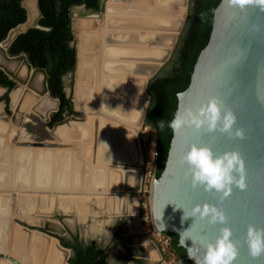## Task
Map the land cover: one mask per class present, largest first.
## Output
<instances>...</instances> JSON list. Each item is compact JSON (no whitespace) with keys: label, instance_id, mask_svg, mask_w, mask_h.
<instances>
[{"label":"water","instance_id":"obj_1","mask_svg":"<svg viewBox=\"0 0 264 264\" xmlns=\"http://www.w3.org/2000/svg\"><path fill=\"white\" fill-rule=\"evenodd\" d=\"M108 1H101L100 12L96 16L100 20H103L107 11ZM23 8L27 11L28 20L11 30L7 39L0 44L4 52H8L21 35L27 34L33 28L48 31L39 26L42 16L40 0H25ZM182 26L183 23L179 31L182 30ZM167 59L166 57L163 61ZM77 60L79 62V55ZM158 68L152 72L151 77ZM148 83L149 80L145 82V91ZM20 92H23V99L16 104L14 97ZM206 94L218 96L224 106L234 112L237 117L234 131L242 129L244 136L242 139H229L226 134L222 135L219 132L208 133L206 130L194 132L191 129L173 133L166 168L161 178L159 180L154 178L152 183L151 208L154 228L158 233L179 236V232L191 227L194 218L181 223L184 212L175 204L186 209L204 203L219 206L214 194L206 193L203 189H191L190 181L184 177L186 169L181 166L180 161L193 143L210 146L216 152L238 151L245 162L246 188L242 191L234 188L233 194L222 206L229 216L227 226L233 230V239L239 242L236 264H264V255L253 259L245 243L249 225L264 227V12L258 7L249 6L241 12L230 7L227 0H222L216 9L210 41L197 60L189 88L178 95V107L206 103L209 98ZM27 97L33 102L32 105L24 103ZM146 97L150 100L147 93ZM9 108L13 115H5L6 122L16 129H21L29 112L39 116L45 124H50L52 115L60 109V101L52 98L50 93L41 96L22 85H17L10 94ZM21 147L53 150L64 146L53 142H32L22 143ZM14 217L13 211L8 223V236L14 229ZM162 224L165 225L164 229L161 227ZM18 230L33 233L25 227L19 226ZM34 233L56 241L59 248L67 254L66 262L69 261L71 250L64 248L58 238L49 237L39 230ZM145 239L158 253L159 262L155 264H166L162 262L156 244L149 238ZM182 248L187 253V249ZM5 251L6 253L0 252V264L1 261L20 264L11 257L10 244H7ZM187 259L194 263L188 256ZM128 264L143 263L136 261Z\"/></svg>","mask_w":264,"mask_h":264},{"label":"crops","instance_id":"obj_2","mask_svg":"<svg viewBox=\"0 0 264 264\" xmlns=\"http://www.w3.org/2000/svg\"><path fill=\"white\" fill-rule=\"evenodd\" d=\"M130 1L131 0L109 1L107 3V8H112L115 11L113 13H107L103 21H88L90 23L96 22L97 24V26L91 28V30H89L88 28L84 32L83 27L81 30L79 24V53L81 52V41L83 37L86 42L84 51L86 52L85 54L87 56L92 55L97 49L96 45L93 44L94 41H97V39H95V34L96 31L98 32L102 30V26L108 20L106 16H113L114 20H116V18H122V20L125 19V21L128 22L124 25H120L121 29L118 27L117 29H114L113 32H115V30H117V32L118 30H123L126 32H130L133 37L135 36L131 40L127 41V44H129L133 48V51L137 55L136 62H138H134V64H141V66H144L145 72L143 74L146 76V78L149 77L150 79V75L157 68V66L160 65V62L165 59V56L167 55L166 52H168V48H166L168 46V40H166L168 35V27L166 25V16L163 14L164 10L165 13L167 11V9H163L167 6L165 4L167 0H155L156 2L153 0H138L139 3L137 0H135L134 3H130ZM143 2L149 4L143 5ZM137 4H139L140 6ZM141 14L150 16H146L144 18V24L140 22V19H142L140 18L142 16ZM128 18L131 19L126 20ZM157 18L160 20H158ZM117 20L121 22V20ZM83 32L84 34L83 36H81ZM108 38H113V36H110ZM108 41L110 43L114 42H111V40H107L106 42L108 43ZM154 44L156 47L154 46ZM164 47L166 49H164ZM157 48H159V50ZM162 49L165 52L161 51ZM79 53H77V55H79V62L77 60L78 67L76 69V91H78L77 93L75 91V101L77 104L76 107H80L76 109L80 112H88V114L94 117L93 118L89 116V119L92 124H95L94 130H92V132L95 134L93 145H90V147L87 146L86 143L81 142H78L76 145V142L78 140L76 142L71 140L69 141V143L64 139L61 140L59 138V141L53 142L58 145H61L62 143V146H66L65 148L69 150H76H74L75 154H71H73V156L76 157V160L79 161L81 169L80 174L82 176L81 179L79 178V181H77L79 182V184H77V182L72 184L73 188L71 187V185L69 187L63 186L64 190L56 188V190L50 191L47 195L48 203L50 206H52V212L54 211V214L61 213L63 215H66L70 219L64 221V227H57V237L72 238L73 235L77 236L86 245L92 244L97 246L98 248L106 252L107 264H128L136 261L141 262L143 264H155L159 262L158 253L155 248L151 245V243L142 236L141 206L140 199L138 197V191L143 183L145 173L148 170L152 169V166L154 165L155 161L154 142L151 140V143L149 141H147L149 142V144L146 143L144 136L141 134V130L139 131V129H142L143 126H145V117L149 105L148 104L146 106L145 100L148 98L145 97V100L141 99L142 101H144L142 103L139 100L137 101L135 98H133V100H130V97L129 99L128 97H116L120 96L118 95V92L108 87L107 90L109 93H107V95L111 96L106 95L107 97H100V102L104 100L107 105L111 103H116L128 107L132 106L133 110L129 113H121V111L118 112V110L115 111L114 109L110 108V110L108 108L103 109L102 111L104 112L98 110V105H96L97 99L94 98L96 97L94 95H96L95 93L97 92L98 86V80L95 81L94 73V67L96 65L95 63H93V68H89L86 70V80L90 83V85L87 83L88 86L85 85L84 87L82 86V84H79V75L81 72ZM142 55H144L145 58L141 57ZM154 60L156 62H154ZM149 79H145V82ZM145 82L144 92L146 95L147 89L145 91ZM77 84L80 86H78ZM81 89L88 91L89 97L93 96V101H95L94 105L97 107L85 104L86 100H82V98L84 97L83 95L85 94H79V91ZM114 94L117 95L114 96ZM140 107L143 108L141 109ZM91 108H96L95 111L93 110L95 114L93 113ZM76 109L75 111L78 112ZM85 109H88V111H85ZM98 111H101L103 114L106 112V116L109 115V117H106L105 114L104 116H102L103 114ZM100 116H102L103 119L106 118V120L107 118H111L110 120H112L114 124L110 122L108 123L106 121H101V123L99 121L95 122V120L101 118ZM79 130L80 128H77V126H73L71 130L69 129V131L72 132L71 134H76ZM58 135L61 136L59 133ZM48 142L52 143V141ZM72 142L74 144H72ZM82 144L85 145V147ZM54 152H56V150H54L53 153ZM83 153L84 155H82ZM87 170L89 172V176L86 173ZM93 170L100 171L102 175V182L101 185L97 186L98 188L96 187V185H92L93 183H90V181L92 182V180L90 179L92 178L91 176L93 175ZM80 180L83 183H80ZM85 184H87V187L85 186ZM59 203L61 204L60 206ZM45 242L54 246V243H52L51 241V243L48 241ZM45 242H41V245L43 246ZM53 255L54 253L51 256Z\"/></svg>","mask_w":264,"mask_h":264},{"label":"trees","instance_id":"obj_3","mask_svg":"<svg viewBox=\"0 0 264 264\" xmlns=\"http://www.w3.org/2000/svg\"><path fill=\"white\" fill-rule=\"evenodd\" d=\"M25 0H0V44L11 30L28 20L23 8ZM102 0H40L41 19L39 26L48 30L31 29L21 35L11 46V58L25 57L31 69L46 76L47 90L60 101V109L52 116L49 127L63 124L69 118L80 116L74 109L72 95L65 92L64 79L72 78L77 69L76 38L73 31V11L84 8L88 13L99 14ZM222 0H190L187 19L168 63L147 86L150 96L145 126L154 135V170L159 180L166 168L173 139L168 127L178 109V94L185 92L191 83L195 65L201 52L207 47L216 9ZM16 86L15 80L0 69V89L8 92ZM8 103V94L3 98ZM164 121L163 130L159 122ZM47 233L46 231H43ZM172 247L183 264H194L187 259L186 250L179 244L177 234H169ZM61 245L71 250L69 264H107L106 252L95 245H86L77 236L56 237Z\"/></svg>","mask_w":264,"mask_h":264},{"label":"bare ground","instance_id":"obj_4","mask_svg":"<svg viewBox=\"0 0 264 264\" xmlns=\"http://www.w3.org/2000/svg\"><path fill=\"white\" fill-rule=\"evenodd\" d=\"M109 1H111V0H109ZM134 2H135V0L130 1V3H134ZM140 2H142V1H140ZM117 3H120V2H117ZM138 3H139V1H138ZM166 3L168 5L166 7H164L163 9H167V11L165 13L164 12L165 10H164L163 14L166 16V20H167V23L166 22L165 23L168 27V31H167L168 35H167V39H166V40H168V43L167 42L166 43L169 46L174 41L175 36L177 35V33L179 31L180 25H181L183 17H184V11H185L184 6L187 5V0H167ZM142 4L144 5V4H149V3L143 2ZM30 5L32 6V3ZM137 5H139V4H137ZM160 5H162V4H160ZM106 7H107V5H106ZM106 10L107 11H106L105 15L107 13H113L115 11L112 8H107ZM152 11H154V10H152ZM133 14H135V13H133ZM105 15H104V18H105ZM141 15L142 16L140 18H142V19H140V22L143 23L145 21L144 18L146 16H145V14H141ZM148 16L149 15H147V17ZM151 16H153V15H151ZM104 18H103V20H104ZM107 18H108V20L102 26V30H100L98 32L96 31L95 39H98L99 33L101 34V37L99 38L98 43L96 41H94V43H93L96 45V47L98 49V50L96 49L97 51L96 50L94 51L95 54L93 53L90 56H87L85 54L86 52L84 51V47H85L86 42H85L84 37L82 38V41L80 38L82 54L79 53L80 54V68H81L80 70H81V72H80V75L78 74L80 77L79 78L80 82L79 81L78 82H79V84H82V86H84V87H85V85L86 86H88V84L90 85V83L86 80V78H87L86 70L89 68H93V63H95V65H96L94 67V69H95L94 70L95 81L98 80V82H97L98 86H97V92L95 93L96 95H94L96 97H94V98L97 99L96 105H98V107L94 105V102H95V101H93L94 98H93V96L89 97L88 91L81 89L79 91V94H82V95L85 94V95H83L84 97L82 98V100H84V99L86 100V102H85L86 105L95 106L98 108V110L102 111L105 108H108V109L110 108V109H114L115 111L118 110V112L121 111V113L122 112L129 113L133 110L132 106L128 107V106H124V105H120V104H116V103H111V104L107 105L104 100L102 102H100V97L111 96V95H107V93H109L107 90L108 87L115 90L116 92H118V95H120V96H116L117 94L116 95L114 94V96H116V97H123V98L128 97V99L130 97V100L131 99L133 100V98H135L137 101L139 100L142 103L144 101H142L141 99L145 100V97H146L145 92H144V82H145V79H147V78L143 74L145 72L144 66H141V64L140 65L134 64V62H136L137 55L133 51V48L129 44H127V41L131 40L135 36L133 37V35L130 32H126L123 30H118V32H121L119 37L116 36L114 33H108L110 29H117L118 27L121 29L120 25H124L128 21H125V19L122 20V18L121 19L116 18V20H114L113 16L112 17L108 16ZM131 18H128L126 20H130ZM117 19L121 20V22H119ZM158 20H160V19H158ZM166 20H164V21H166ZM95 26H97L96 22L95 23H88V22H82L81 23V29L83 27L84 32L86 31V29L89 28V30H91V28H93ZM99 26H100V24H99ZM141 30H143V29H141ZM84 32L81 34V36H83ZM149 34H150V32H149ZM137 35H140V34H137ZM165 35H166V33H165ZM110 36L111 37L113 36V38H108ZM102 37H103V40H102ZM105 37H106V40L104 39ZM110 39H111V42L112 41H114V42L110 43L108 41V43H107L106 41L110 40ZM106 44H115V46L112 49L111 45H106ZM150 46H152V45H150ZM154 46H155V44H154ZM160 46H162V45H160ZM136 48H138V47H136ZM157 49L159 50V48H157ZM164 49H166V48L164 47ZM168 49H169V47H168ZM161 51H163V49ZM163 52H165V51H163ZM166 54H167V52H166ZM141 57L145 58L144 55H142ZM148 58H150V57H148ZM151 60H152V58H151ZM0 65H2L3 67H5L11 71H14L18 67L17 62L13 63V62L7 61L5 59V57H3V54L1 52H0ZM25 73L27 74V72H25ZM23 75H24V73H23ZM33 86L35 88H38V89L42 87V84H41L39 77H37L34 80ZM78 86H80V85H78ZM77 91H76V93H77ZM22 97H23V92H20L19 95L17 94L14 97V99L16 100V104H18V102H20L21 99H23ZM141 102H138V103H141ZM24 103L27 105L33 104V102H31L28 97ZM86 110L88 111V109H85V111ZM93 110L95 111L96 108L92 109V111ZM28 111H31V110H28ZM94 111H93V113H94ZM101 111H98V112H101ZM102 112H104V111H102ZM96 113H97V111H96ZM1 114H2V109L0 107V159H2V160H0V162H1L0 163V192H3V193L7 192V188H9V187H10L9 188L10 190H11V188L12 189L14 188L16 191H18V193H19V191L24 192V191H28L29 189L33 190V187L38 188V186L43 191L44 190H47V191L51 190L53 187L57 188V189L64 190L63 186L69 187L70 185L73 188L72 184L79 181V178L81 179V177H82L80 174L81 169H80L79 161H77L76 157H74L73 154H71V153L75 154V152H74L75 149L69 150V149L65 148L66 147L65 146V147L56 148L53 150H47L46 149L47 151H42V150H37L35 147H32L30 149H26L24 147H21V144L16 142V140L19 137L18 129H16L14 126H11V124H8L5 121V119L1 118ZM104 114L102 116H104ZM98 116H99V114H98ZM105 116H106V114H105ZM108 116L109 115H107L106 117H108ZM110 116H111V114H110ZM107 120H108V118H107ZM132 125H133V123H132ZM73 126L76 127L75 125H73ZM84 126H85V124H84ZM81 127H80V125L77 127V128H80V130H79L80 133L78 131L75 135L71 134L72 132H70L68 130V128L65 130V128L63 127L62 129L58 130V133L61 135V136H59V138L61 140L64 139L65 141L67 140V142H69L71 140L76 142L78 140L76 142V145L78 142L87 143L85 140V138H87V137H85V136L88 134H91V132H92V130H94L95 126L93 127V124L91 122L88 127H87V125L85 127H82V128ZM81 131H83V132H81ZM16 133H18V134L16 135ZM81 134L83 136H81ZM82 137H85V138H82ZM14 138H15V140H14ZM13 140H14V142H13ZM72 144H74V143L72 142ZM16 145H17V148L14 147ZM61 145H62V143H61ZM83 146L85 147V145H83ZM18 147H21V148H18ZM75 147H77V146H75ZM72 148H73V146H72ZM54 150H56V152L53 153ZM57 152H59V153H57ZM67 152H69V153H67ZM82 155H84V153ZM86 173L89 176L88 170ZM91 177L92 178L90 180H92V182L90 180L89 181H90V183H93L92 185H96V187L98 185H101L102 175H101L100 171H94L93 175ZM11 182H12V184H11ZM80 183H83V182L80 180ZM9 184H11V185H9ZM77 184H79V182H77ZM87 184H85L86 187H87ZM36 190H38V189H36ZM91 191H94V190H91ZM27 197L28 196L22 197V195L17 196V194H16L15 198L12 200L13 201V203H12L5 194H0V219H2L1 217H7L8 215L10 216L13 211L16 212V215H18V217L22 219L23 213L21 211H19V209L21 210V209L25 208V210H26L27 207H29V211L27 212L26 219H27V221H29L31 223L37 222L38 219H35L37 217V216L35 217L36 214L38 216L39 215L44 216V215H49L50 213H53L52 208L49 205V203L46 207V204L41 202V201H43L42 199L37 200L38 202L37 201L35 202V201H33V200H35L34 197H31L33 200H29L31 198H27ZM28 200H29V203L27 204ZM17 203H18V205H17ZM10 204H12V205L15 204L16 208L14 209L11 205L12 210L9 211ZM60 205L61 204L59 203V206ZM41 206H43L44 208L42 209ZM36 207H38L40 209L38 211H36L35 210ZM55 207H56V205H55ZM0 222H1V224H4L3 221H0ZM7 229H8V227L6 228L5 226L4 227L0 226V244L2 245V250H0V251H5L7 244H10V248H14V251L16 250L20 254H22L23 253L22 249H25V247H27V248H29L28 252L26 254L22 255L23 256L22 260L25 261L27 264H50V256L55 251L54 246L50 245L49 243H45L42 246L41 242L39 240H36V241L31 240L32 237H29V236L22 234L23 237L25 238V241L27 242V244H26V242H22V239L20 237H18V236L12 237V235L14 234V232L17 231V229H13V232H11V234H9V236L7 235ZM10 235L12 238L10 237ZM36 237H38V236L36 235ZM30 240L32 242L31 245L29 243ZM50 241H54V240L51 239ZM54 242H55V244H57L56 241H54ZM57 248L61 252L64 253V255H65L64 263L67 264L68 262H66V260H67L66 252L61 250L59 248L58 244H57ZM11 255H13V254H11ZM2 262L3 261H1V264H2Z\"/></svg>","mask_w":264,"mask_h":264},{"label":"clouds","instance_id":"obj_5","mask_svg":"<svg viewBox=\"0 0 264 264\" xmlns=\"http://www.w3.org/2000/svg\"><path fill=\"white\" fill-rule=\"evenodd\" d=\"M227 2L241 12L249 6L264 12V0ZM236 122L234 112L226 108L219 97L212 96L199 106L178 107L168 127L174 134L185 129L194 132L206 130L208 133L226 134L229 139H242L243 130L234 131ZM159 127L164 129V121L159 122ZM180 164L186 169L184 177L192 188L214 194L219 204H197L190 209L178 207L184 212L181 223L194 218L188 230L179 232L180 246L187 249V256L194 264H236L239 242L233 239V230L227 226L229 216L222 205L233 194L234 188L241 191L246 188L245 162L241 154L238 151L216 152L210 146L193 143L185 151ZM161 227L164 229L165 225ZM245 243L253 259L264 255V227L249 225Z\"/></svg>","mask_w":264,"mask_h":264},{"label":"rangeland","instance_id":"obj_6","mask_svg":"<svg viewBox=\"0 0 264 264\" xmlns=\"http://www.w3.org/2000/svg\"><path fill=\"white\" fill-rule=\"evenodd\" d=\"M153 1H155V0H153ZM189 1L190 0H187V5L184 6L185 11H184V17H183V20H182V23H183L182 29H183L184 24H185L186 19H187ZM165 4L168 5L167 3H165ZM73 15H74L73 16V31H74L75 38H76L75 45H76V48H77V52L79 53V48H80L79 47L80 46V43H79L80 30L78 29L79 24H80V27H81V23L82 22H86V20H87V22L88 21H98V22H100V19H98L99 17L98 18L96 17L97 16L96 14L93 15L91 13H88L82 7L81 8H75L74 11H73ZM145 16H147V15H145ZM106 18H107V16H106ZM83 20H85V21H83ZM88 23H90V22H88ZM113 30L114 29H110L108 33H114L116 36L119 37L121 32H117L116 30H115V32H113ZM150 31H152V30H150ZM152 32H154V31H152ZM181 32H182V30L177 33L178 38L176 40H174L168 46L169 49H168V52L167 53H169V54H167L165 56V58L167 57L168 59L166 61H161L160 62V65L158 66L159 68L157 69L155 75H153L150 79H149V77H147V79H149V81L153 77H156L160 73V71L162 70V68L170 60V58L172 56V53H173V50H174V48H175V46H176V44L178 42V39L180 37ZM106 45H111V48L112 49L115 46V44H106ZM168 47H166V48H168ZM0 52L3 54V57H5V59L7 61L13 62V63L14 62L15 63L16 62L18 63V67L14 71L9 70V69L3 67L2 65H0V69H2L7 74H9L13 79H15V80H17L19 82H23L24 88H28V89L34 91L35 93H37V94H39L41 96L47 93V88H46V84H45V81H44V77H43L42 72L31 69L30 66L28 65L25 57L11 58L8 55V52H4L1 48H0ZM80 53L82 54V51ZM154 62H156V61L154 60ZM77 67H78V65H77ZM25 72H27V74ZM23 73H24V75H23ZM37 77H39V79L41 81V84H42V87L39 88V89L38 88H35L33 86V82H34V80ZM64 83H65V87H66L67 92L72 95L74 108L76 109L77 108L76 107L77 104H76V101H75V91H76V83H77V70L75 72L74 77L73 78L71 76L66 77L64 79ZM20 85H22V84H20ZM4 93H5V90L4 89H0V107L2 109L1 118H3V119H5L4 118L5 115L11 116V114H13L12 111L8 108V106L4 102H2V99L1 98L3 97L2 95H4ZM146 93H147V91H146ZM149 102H150L149 99H146V102H145L146 103V106L149 104ZM78 113L80 114V116L75 117V118H69L66 121H64L63 124H60V125H57V126L51 128V127H47L48 125L45 124L44 121L41 120V118L39 116L35 115L34 113L29 112V114L26 115V117H25V122H24L23 127L21 129L18 128L19 137L16 140V142L22 144V143H32V142H48V141L55 142V141H59V135H58V132H57L58 129L64 127L65 130L67 128L69 130V129H71L73 127V125H75L77 127L79 126V125H76V124H80L82 127H85L86 125L88 127L90 125L91 121L89 119V116L90 117H92V116L90 114H87L88 112H83V111L80 112V111H78ZM102 118L103 117L101 116L100 120L97 119V120H95V122H98L99 121L101 123V121H106L108 123L110 122V123L114 124L112 120L110 121V119L106 120V119H102ZM84 124H85V126H84ZM94 126H95V124H93V127ZM42 128H45V130L42 131ZM145 128H146V126H143V128L142 129H139V131L141 130V132H142L141 134L144 136V139H145L146 143L149 144V142L151 143V140L154 141V135L151 133L150 129L148 131H145ZM92 135L93 136H91V134L86 135L85 137H87L88 139L85 138V137H82V138H85V140L87 142L86 145L89 146V147H90V145H93V142H94V133L93 132H92ZM81 136H83V135L81 134ZM147 141H149V142H147ZM14 147L17 148V145L14 146ZM18 148H21V147H18ZM42 151H47V150H42ZM67 153H69V152H67ZM87 158H88V156H87ZM11 184H12V182H11ZM11 184H9V185H11ZM9 188H7V192H5V195L8 197V199L12 203H13L12 200L14 199V197L17 194V196H21L22 195V197L28 196L27 198L34 197L35 202L37 200L42 199L43 201H41V202L42 203H45L46 204V207L48 205V201H47L48 200V196H47L48 193L50 191H53L54 189L56 190V188L53 187L52 188L53 190L51 189V190H48V191L47 190H44L43 191L38 186V188L37 187H35V188L33 187V190L32 189L31 190L29 189L28 191H24V192L19 191V193H18V191H16L14 188L13 189L11 188V190ZM36 189H38V190H36ZM140 198L141 197H139V199ZM11 205L12 204H10L9 211L12 210ZM17 205H18V203H17ZM12 207H14V209H15L16 208V205L13 204ZM41 208L43 209L44 207L41 206ZM51 208H52V206H51ZM39 209L40 208L36 207L35 210L38 211ZM35 217H36L35 219H38L37 222L31 223V222H29V221H27L25 219L23 220V219L19 218L18 215H16V212H15V217H14L15 219L13 221L14 229H17L18 230V228L20 226V227L28 228L29 230L33 231V233H34V231H37V230H39V231H46L47 232L46 233L47 236L52 237V238L53 237L56 238L57 237V227H59V228H60V226H61V228L64 227V221L70 220L69 217H67L66 215H63L61 213L60 214H56V213L54 214V211H53V213H50L49 215H44V216H42V215H39L38 216L36 214ZM1 218L2 219H0V221L5 222V219H9L10 220L11 215L10 216L8 215L7 217H1ZM0 226L1 227H4V224H1V222H0ZM7 227H8V223H7ZM65 230H67V229H65ZM24 234H26L28 236V235H30L32 233H24ZM45 243H47V242H45ZM28 249L29 248L25 247V249H23V251H22L23 254H26L28 252ZM4 252L6 253V251H2V253H4ZM11 254H13L14 256L11 255ZM10 255L15 260H17L20 264H24V263L27 264L25 261H23L20 258L21 255L20 254H17L14 251V248H10ZM53 259H52V261H53ZM52 261H51V263H52ZM2 264H11V263H9V262H2ZM53 264H62L60 258L56 257Z\"/></svg>","mask_w":264,"mask_h":264},{"label":"built area","instance_id":"obj_7","mask_svg":"<svg viewBox=\"0 0 264 264\" xmlns=\"http://www.w3.org/2000/svg\"><path fill=\"white\" fill-rule=\"evenodd\" d=\"M148 130L149 128L146 127L145 131ZM154 178V170H148L138 191V195L141 197L142 236L151 239L156 244L161 254L162 262L166 264H183L172 247L171 236L168 233H158L154 228L151 208L152 183Z\"/></svg>","mask_w":264,"mask_h":264},{"label":"flooded vegetation","instance_id":"obj_8","mask_svg":"<svg viewBox=\"0 0 264 264\" xmlns=\"http://www.w3.org/2000/svg\"><path fill=\"white\" fill-rule=\"evenodd\" d=\"M95 15V14H94ZM96 15H98V14H96ZM73 25V24H72ZM101 37V34L99 33V37H98V39H97V43H98V41H99V38ZM105 40H106V37L104 38ZM102 40H103V37H102ZM111 40V39H110ZM43 74V77H44V81H46V76H45V74L44 73H42ZM15 80V79H14ZM15 82H16V86L17 85H20V84H22L23 86H24V84H23V82H19V81H17V80H15ZM46 84V83H45ZM15 86V87H16ZM46 88H47V86H46ZM15 89V88H14ZM13 89V90H14ZM5 90V89H4ZM12 90V91H13ZM12 91H10V92H8L7 90H5V93H4V95H2L3 97L1 98L2 99V102H4L7 106H8V108L10 107V94H11V92ZM65 92L67 93V96L68 97H70L71 96V94L70 93H68L67 92V90H66V87H65ZM47 93H49L48 92V90H47ZM8 94V97H9V102L8 103H6L4 100H3V98L6 96ZM52 97V96H51ZM10 109V108H9ZM10 113V112H9ZM13 114H11V116H12ZM54 115V114H53ZM52 115V116H53ZM52 119V118H51ZM51 124V123H50ZM50 124H47L48 126L47 127H49V125ZM45 130V128H42V131H44ZM14 140H15V138H14ZM14 140H13V142H14ZM0 160H2V159H0ZM1 163V162H0ZM0 194H5V193H3V192H0ZM31 198V197H30ZM29 200H33L32 198L31 199H29ZM29 200H28V202H27V204L29 203ZM35 201V200H34ZM18 208V207H17ZM19 211H21L22 213H23V217H22V219H25V220H27L26 219V216H27V212L29 211V207H27V209L25 210V208L24 209H19ZM4 223V226H5V223H10V220L9 219H5V222H3ZM5 227H7V224H6V226ZM26 235V234H24L22 231H19V230H17L16 232H14V234L12 235V237L13 236H18V237H20L21 239H22V242H26L25 241V238L23 237V235ZM70 234V233H69ZM36 235L37 236H40V237H36ZM27 236V235H26ZM29 237H32V239L31 240H39L40 242H45V241H48V242H50V240L49 239H47L46 237H44V236H42V235H38V234H35V233H32L31 235H28ZM11 237V238H12ZM10 238V239H11ZM31 240L29 241V243H30V245L32 244V242H31ZM52 243H54V246H55V251H54V255L53 256H51L50 257V263H51V261H52V259H53V261H52V263L51 264H53L54 263V260H55V258L56 257H58V258H60V260H61V263L62 264H65L64 263V260H65V255H64V253L63 252H61L58 248H57V244H55V242L54 241H51ZM50 242V243H51ZM26 244H27V242H26ZM0 250H2V245L0 244ZM23 250V249H22ZM0 252H2V251H0ZM15 252L17 253V254H20L18 251H16L15 250ZM21 256H20V258L21 259H23V253L22 254H20Z\"/></svg>","mask_w":264,"mask_h":264},{"label":"snow or ice","instance_id":"obj_9","mask_svg":"<svg viewBox=\"0 0 264 264\" xmlns=\"http://www.w3.org/2000/svg\"><path fill=\"white\" fill-rule=\"evenodd\" d=\"M206 95H208L209 98L212 97V96H215V95H210V94H206ZM217 97H218V96H217ZM209 98H208V99H209ZM208 99H207V100H208ZM190 188L193 189L192 186H191V184H190ZM173 204H174V203H173ZM175 205H176L177 207H179L177 204H175Z\"/></svg>","mask_w":264,"mask_h":264}]
</instances>
